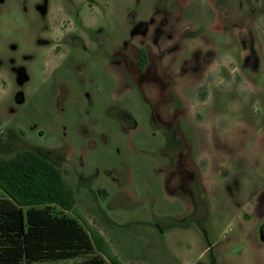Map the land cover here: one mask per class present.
<instances>
[{"label": "rangeland", "instance_id": "rangeland-1", "mask_svg": "<svg viewBox=\"0 0 264 264\" xmlns=\"http://www.w3.org/2000/svg\"><path fill=\"white\" fill-rule=\"evenodd\" d=\"M31 145L121 264H264V0H2L0 158Z\"/></svg>", "mask_w": 264, "mask_h": 264}, {"label": "trees", "instance_id": "trees-1", "mask_svg": "<svg viewBox=\"0 0 264 264\" xmlns=\"http://www.w3.org/2000/svg\"><path fill=\"white\" fill-rule=\"evenodd\" d=\"M146 58L141 49L137 70H144ZM127 69L134 70L128 63ZM52 152L31 145L0 158V264L81 256L84 260L77 264H120L96 230L88 232L76 218L53 210H73L74 196L50 158ZM187 193L195 202L191 191Z\"/></svg>", "mask_w": 264, "mask_h": 264}, {"label": "crops", "instance_id": "crops-1", "mask_svg": "<svg viewBox=\"0 0 264 264\" xmlns=\"http://www.w3.org/2000/svg\"><path fill=\"white\" fill-rule=\"evenodd\" d=\"M101 236H103L104 237V235L100 232V231H97ZM104 239L106 240V238L104 237ZM107 242V241H106ZM109 246V245H108ZM116 257V256H115ZM117 258V257H116ZM117 260L120 262V260L117 258ZM120 264H121V262H120Z\"/></svg>", "mask_w": 264, "mask_h": 264}, {"label": "flooded vegetation", "instance_id": "flooded-vegetation-1", "mask_svg": "<svg viewBox=\"0 0 264 264\" xmlns=\"http://www.w3.org/2000/svg\"><path fill=\"white\" fill-rule=\"evenodd\" d=\"M0 2H2V0H0Z\"/></svg>", "mask_w": 264, "mask_h": 264}]
</instances>
